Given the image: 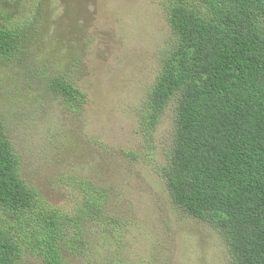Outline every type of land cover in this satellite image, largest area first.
Returning a JSON list of instances; mask_svg holds the SVG:
<instances>
[{
    "label": "rangeland",
    "instance_id": "374dc122",
    "mask_svg": "<svg viewBox=\"0 0 264 264\" xmlns=\"http://www.w3.org/2000/svg\"><path fill=\"white\" fill-rule=\"evenodd\" d=\"M27 19L21 50L0 58V118L21 176L65 211L80 197L72 181H90L117 221L88 225L74 264H229L216 230L177 207L157 173L173 109L154 130L153 152L138 129L136 108L171 40L160 0H0L1 26ZM56 77L85 93L81 108L50 88ZM20 264L44 262L25 254Z\"/></svg>",
    "mask_w": 264,
    "mask_h": 264
},
{
    "label": "trees",
    "instance_id": "16d2710c",
    "mask_svg": "<svg viewBox=\"0 0 264 264\" xmlns=\"http://www.w3.org/2000/svg\"><path fill=\"white\" fill-rule=\"evenodd\" d=\"M171 29L161 69L137 125L154 150V130L172 108L173 140L156 166L174 204L210 224L229 264H264V0H160ZM30 20L0 25V58L21 50ZM50 88L70 107L85 93L64 77ZM79 200L62 210L30 187L0 118V264L25 254L74 264L88 247L86 227L114 224L106 192L74 179ZM122 264H126V261Z\"/></svg>",
    "mask_w": 264,
    "mask_h": 264
}]
</instances>
